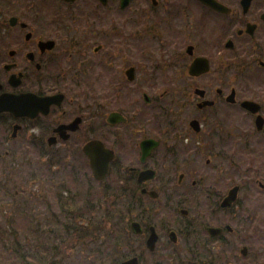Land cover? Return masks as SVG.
I'll list each match as a JSON object with an SVG mask.
<instances>
[{"label": "flooded vegetation", "instance_id": "obj_1", "mask_svg": "<svg viewBox=\"0 0 264 264\" xmlns=\"http://www.w3.org/2000/svg\"><path fill=\"white\" fill-rule=\"evenodd\" d=\"M114 37L125 58H109ZM145 139L156 145L142 159ZM91 141L113 152L101 180ZM32 155L44 162L29 173L32 211L94 208L98 187L138 191L142 231L125 259L264 264V0H0L2 185Z\"/></svg>", "mask_w": 264, "mask_h": 264}, {"label": "trees", "instance_id": "obj_2", "mask_svg": "<svg viewBox=\"0 0 264 264\" xmlns=\"http://www.w3.org/2000/svg\"><path fill=\"white\" fill-rule=\"evenodd\" d=\"M6 192L11 196L14 205L12 208L13 219L8 218L6 220L7 224L11 226L8 235L12 239L10 244L6 246L3 239H1L4 238L6 231L0 230V264H63L64 259L68 258L67 251L73 250L77 245L85 247L88 243L98 245L95 247V255L93 253L94 259L98 262L97 264H119L127 255L124 249H131L132 247L127 243L130 238L128 222L133 216L140 218L139 210L141 207V204L132 202V200L139 198L136 190L99 189L94 208L84 200L80 204H72L66 201L59 206L60 212H53L52 207L48 204L47 214L53 216L49 221L60 226V233L53 231L50 225L49 227L45 226V222L43 223L44 228L41 227L42 222L38 218L39 213H31L26 198V202H23V199L15 201L17 197L15 190L8 189ZM41 201L46 202L44 196L38 199V202ZM21 202L24 204H21ZM19 207H24L23 213L20 212L23 215L17 212ZM27 208L28 211H26ZM61 214L66 215L63 222L56 219ZM144 214L148 219V223L154 222L151 218V208L145 211ZM24 216L36 218L25 217L23 227L17 226L14 221L15 217ZM117 230H119L118 234ZM31 232H34L35 235L29 241L30 237L28 236ZM18 235H23V237ZM46 239H51V242ZM32 241H36L37 244H32ZM99 241L100 243H98ZM92 263L95 262L91 261Z\"/></svg>", "mask_w": 264, "mask_h": 264}, {"label": "rangeland", "instance_id": "obj_3", "mask_svg": "<svg viewBox=\"0 0 264 264\" xmlns=\"http://www.w3.org/2000/svg\"><path fill=\"white\" fill-rule=\"evenodd\" d=\"M113 17L117 18V20L120 21L121 17L114 16V15H113ZM94 48H95V46H90V49L86 50V53L89 54V55H87V58H99L100 51L94 52ZM109 50L111 53L109 58H125L124 57L123 44H122V41L120 40V37H114L113 38L112 45L109 46ZM170 97H173V96H170ZM161 99L163 101H166V102L171 100V98L169 99V96H166V95L163 96ZM169 108H170L169 111L173 112V103L171 104V106ZM19 163H20V167H18V166L15 167V168H17L16 173L12 172L11 174H8L10 179L6 183V188H8L9 190L13 189L15 187H16L15 189L19 188L22 193H19V196H17L15 198V201H17L19 199H23L22 201L26 202L25 198H26L28 192L32 188V184L29 181V178H30L29 173L32 171V169H34L36 167L37 168H39V166L44 167V162L41 158H37L36 156L32 155L27 159H24V160L20 159ZM5 175H7V174H5ZM5 175H3V176H5ZM3 176L0 175V230H2L3 232L6 231V232L4 233L5 234L4 238H1V236H0V238L3 239L4 244L6 246H8L10 244V241L12 238L8 235V233L10 234V229H11L10 227L11 226L9 224H7L6 220L8 218L13 219L12 208L14 207V205L12 204V201L10 198L11 196L5 195V190L2 189ZM164 177H166V174L161 175V178H164ZM36 188H38L41 195L45 194V196L43 195L45 198L49 197L46 195L47 194L46 189H44L43 185H41L40 187H36ZM33 191H34V189H33ZM23 202H21V204H24ZM51 207L53 209H56L53 206H51ZM154 208H156V206L153 207V209ZM23 211H24V207H19L17 209V212H19V213L20 212L23 213ZM26 211H28V208L26 209ZM33 211H37L40 216H46L48 213L47 205L46 204H39L34 208ZM33 211L31 210V213H33ZM21 215H23V214H21ZM25 217H27V216L17 217V218L15 217L14 221H15V223H17V226L23 227V225L25 224ZM151 217L154 218V220L158 221V219L161 218V213H158L157 215L152 214ZM39 220L42 222L41 223L42 228H44V224H45V226H48V227L50 225L51 229H53V231L60 233L61 229H60L59 225H57L55 223L52 224L51 222L44 223L45 221L43 219H41L40 217H39ZM107 225H108V227H110L109 224H107ZM122 231H124V230H122ZM118 233H119V230H117V234ZM34 235H35L34 232L30 233V235L28 236V237H30L29 241L32 240V237ZM19 237H23V235H20ZM46 240L51 242V239H46ZM102 242H104V240H102ZM98 243H100V241ZM22 244H23V240H22ZM32 244L35 245V244H37V242L32 241ZM96 246H98V245L91 244V243L90 244L88 243V245L85 247H83V246L81 247V246L77 245L73 250L67 251L68 258L64 259L63 264H91V261L95 262L92 264H97L98 262L94 259L95 256H93V253H94V255L96 253V251H95ZM58 247H61V246H58ZM90 248H91V250H90ZM92 249H93V252H92ZM124 252H125V254L126 253L128 254L130 252V249L126 248V249H124ZM96 258H97V256H96Z\"/></svg>", "mask_w": 264, "mask_h": 264}, {"label": "water", "instance_id": "obj_4", "mask_svg": "<svg viewBox=\"0 0 264 264\" xmlns=\"http://www.w3.org/2000/svg\"><path fill=\"white\" fill-rule=\"evenodd\" d=\"M190 71H193V69L191 68ZM25 96H27V101H29V97L32 98L34 95L33 94H26ZM53 98L54 97L43 98L46 100V103H45L46 107L51 103V100ZM6 107H7V109H12L10 102H8ZM115 119H116V113H112L109 115V118H108L109 121L112 122V121H115ZM122 120H123V118H122ZM155 145H156V141H154L152 139H145V140L141 141L142 159H144L149 154V152L151 151V149ZM83 150L89 158V163H90V166L92 168L94 177L99 179V180L102 179L107 173L109 162L113 158V152L110 149L105 148L103 143L100 141L88 142L83 147ZM153 176H154L153 170H150V169L144 170V171H141L139 173L138 181L143 182L144 180L152 178ZM142 191H145V190H142ZM234 192H235V189L231 190L229 192V196H231ZM149 194L152 197L157 196L156 192H154V191H149ZM131 228H132L133 232H135V233H140L142 231L141 226L137 221H133L131 223ZM156 239H157V235H156L155 229L153 226H151L150 227V234H149L147 241H146V247L149 250L154 249ZM121 264H139V261H138L137 257H132V258L124 260L123 262H121Z\"/></svg>", "mask_w": 264, "mask_h": 264}]
</instances>
